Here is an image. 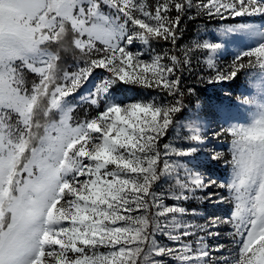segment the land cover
Listing matches in <instances>:
<instances>
[{
    "label": "snow or ice",
    "instance_id": "snow-or-ice-1",
    "mask_svg": "<svg viewBox=\"0 0 264 264\" xmlns=\"http://www.w3.org/2000/svg\"><path fill=\"white\" fill-rule=\"evenodd\" d=\"M193 10L239 22L180 47ZM255 19L264 21V0H0V264H264V23ZM161 40L171 50L154 53ZM234 41L242 50L218 66L216 54ZM194 50L207 56L209 85L259 70L238 98L250 121L212 133L231 137L230 155L206 152L205 118L185 116L195 89L181 74ZM67 51L75 70L62 67ZM97 69L106 75L82 95ZM128 85L169 99L125 104L114 93ZM77 98L94 114L76 119ZM177 126L189 129L185 143L161 150ZM201 154L230 179L206 177L192 163ZM162 178L174 181L167 192L158 191ZM212 187L227 194L207 199L230 214L191 223L197 210L183 202ZM226 225L231 259L224 243H210Z\"/></svg>",
    "mask_w": 264,
    "mask_h": 264
},
{
    "label": "rangeland",
    "instance_id": "rangeland-1",
    "mask_svg": "<svg viewBox=\"0 0 264 264\" xmlns=\"http://www.w3.org/2000/svg\"><path fill=\"white\" fill-rule=\"evenodd\" d=\"M150 4H154L155 0H148ZM191 17V18H189ZM239 22V20H219L218 18H209L207 16H198L195 11L188 13V16L183 18L180 23V39L178 44L180 47L191 45L196 41L209 40L212 41L215 37L220 35V31L223 27ZM253 23L260 24L264 21L255 19ZM143 46L136 42L133 46V50L136 48H142ZM152 49L154 53H162L165 50H171V45L164 41H153ZM242 50L240 41H234L229 43L226 48L216 54L217 65L220 67L226 66L231 63L235 55ZM62 67L69 70H75L72 65L76 62V57L72 51L62 52ZM207 56L200 50H194L191 59V67H185L182 74V85L184 89L192 87L195 89V93L191 96L185 97V104L187 105L185 116L191 113L199 112V114L205 118L204 131L211 139L206 152L212 151L213 148L217 151L225 152L230 155L231 152V137L222 136L220 138L212 137V133L219 131L221 127H229L231 124L247 123L250 121L251 112L248 110V106L240 104L242 94H247L249 91V81L260 78L258 69H247L243 71L239 78L232 82L212 84L209 85L206 81L210 69L207 67ZM106 75L105 70L97 69L94 71L93 76L90 78L85 89L82 90V95H86L88 90L93 89L94 85L101 82L103 76ZM34 78L33 76L29 77ZM118 100L123 101L125 104L137 101L150 100L155 97L157 102H166L169 97L164 93L159 92L157 89L143 88L138 85H128L120 87L114 93ZM78 106L75 109L74 116L76 119L83 120L86 115L94 114L95 109L90 107L87 103H80L77 98L74 101ZM136 119V118H134ZM225 119H228V123H225ZM180 123H185L182 119ZM189 133L187 127L181 129L177 126L174 130H169L166 137L162 138L159 145L163 150V145L171 143L174 146H183L185 141L183 137ZM173 159H176L173 157ZM193 164L199 166V170L205 173L206 177H211L217 180L230 179L231 170L225 169L222 162H210L205 159V154L199 155L192 161ZM174 181L166 180L162 178L158 191L167 192L169 186ZM208 192H219L221 195H226L224 189L212 187L207 191H198L195 199H189L183 202V206L189 208H195L197 210V216L195 218L187 217L193 224H204L205 217L216 215L224 216L230 214L232 206L229 204H217L212 203L207 199ZM172 203V201H167ZM221 235L218 238H212L210 243L215 245L216 243H224L225 250L224 255L229 256V253L235 252L237 245L233 242V237L229 235L231 226H221ZM161 243L171 244L170 241L164 236H158ZM192 239H195L193 237ZM239 239L238 237L236 238ZM104 249H101L103 251ZM219 254H217V257ZM229 259L231 257L229 256Z\"/></svg>",
    "mask_w": 264,
    "mask_h": 264
}]
</instances>
